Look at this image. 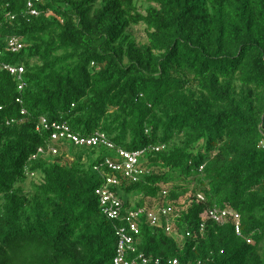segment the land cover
<instances>
[{"label":"trees","instance_id":"obj_1","mask_svg":"<svg viewBox=\"0 0 264 264\" xmlns=\"http://www.w3.org/2000/svg\"><path fill=\"white\" fill-rule=\"evenodd\" d=\"M137 1L0 0V64L24 68L0 70V264H114L124 210L160 199L183 241L142 217L129 261L264 264V0ZM53 124L114 149L55 141ZM119 150L142 153L137 182L105 167ZM104 176L119 179L118 220L95 194ZM227 206L241 238L231 223L200 232Z\"/></svg>","mask_w":264,"mask_h":264},{"label":"built area","instance_id":"obj_2","mask_svg":"<svg viewBox=\"0 0 264 264\" xmlns=\"http://www.w3.org/2000/svg\"><path fill=\"white\" fill-rule=\"evenodd\" d=\"M39 2V0H35ZM33 3L29 2L27 4V14L33 17H37L39 12L33 7ZM24 44L18 37H11L8 39L7 48L11 53H18L24 48ZM7 71L11 76L16 77L21 81V77L24 73V68L21 66H10L0 64V70ZM23 83L19 86V91L22 90ZM19 102V100L17 101ZM24 113V112H23ZM41 126L44 129H49L50 126L47 121L42 118ZM51 128H55V132L52 134V139L57 141L59 138H63L67 135L71 138L73 142L80 146L96 147L101 145L108 149H114V145L106 138L105 135L96 133L89 138H80L79 136L69 135L68 128L64 126H57L55 124L51 125ZM53 155H56V149H50ZM41 153L42 150H39ZM141 152H126L124 150L118 151V156L120 158V163L112 162L110 160L105 161V167L113 172L120 174L121 178L129 182H137L140 175L143 174V170L140 168V157ZM95 172L100 173L99 167H96ZM202 170V168L200 169ZM104 184L100 188L96 189L95 194L98 196L100 204L104 210V214L109 220H118L123 211V204L118 198L114 188L119 185V179L117 176H104ZM165 195V193H164ZM199 202H204V197L202 195H197L196 198ZM127 213V223L128 230L123 228H116V237L118 238L116 256L114 258V264H147L148 260L142 255L138 256L132 261H129L126 257L127 252L134 253L133 243L134 239L131 234L138 233V221L140 218H144L146 223L151 227L164 228L165 232L169 236H174L175 233V221L176 215L173 214L171 206L159 208H147L137 210H124ZM206 222H212L219 226H224L231 223L234 226L235 234L237 237L241 238V223L240 216L229 206L225 207L223 210L218 209H208L205 215L204 221L200 224V232L204 230ZM189 236V234H186ZM247 243L251 244L252 241L247 239ZM158 264V261L156 262ZM176 264V262H173Z\"/></svg>","mask_w":264,"mask_h":264},{"label":"rangeland","instance_id":"obj_3","mask_svg":"<svg viewBox=\"0 0 264 264\" xmlns=\"http://www.w3.org/2000/svg\"><path fill=\"white\" fill-rule=\"evenodd\" d=\"M138 8L141 12H144V9L146 8V5L144 4V1L143 0H138ZM130 33L133 37H135L137 43H140V44H144L146 43L147 41V38H146V35L144 33V27L143 26H137V27H134V28H131L130 29ZM85 157V156H84ZM86 161V159H85ZM24 188L26 189V191L30 192L32 190L31 188V184H30V181H27L25 184H24ZM140 201V198L138 197H135L133 200H132V204L136 203ZM145 204L147 207L151 206L152 208H159L161 207V205L163 204V200L160 199V200H155V201H152V200H147L145 201ZM186 198L184 199H181L179 202H177V206L178 207H182V208H186ZM151 208V209H152ZM174 236L178 239L179 243H182L183 241V238L181 237V235H179L178 231L176 230V232L174 233Z\"/></svg>","mask_w":264,"mask_h":264},{"label":"clouds","instance_id":"obj_4","mask_svg":"<svg viewBox=\"0 0 264 264\" xmlns=\"http://www.w3.org/2000/svg\"><path fill=\"white\" fill-rule=\"evenodd\" d=\"M24 44V43H23ZM25 46V45H24ZM23 50V49H22ZM168 206H170V205H168ZM186 206H187V204H186ZM151 227V226H150ZM175 232H176V228H175ZM170 237H172V238H174V240H176V241H178V237L176 238L175 236H170ZM182 237V236H181ZM183 238V237H182Z\"/></svg>","mask_w":264,"mask_h":264}]
</instances>
